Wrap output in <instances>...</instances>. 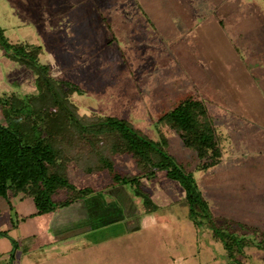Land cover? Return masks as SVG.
<instances>
[{
	"label": "rangeland",
	"instance_id": "374dc122",
	"mask_svg": "<svg viewBox=\"0 0 264 264\" xmlns=\"http://www.w3.org/2000/svg\"><path fill=\"white\" fill-rule=\"evenodd\" d=\"M4 1L0 5V34L5 39L0 42V51L7 61L18 65V76L30 71L33 82L27 93L19 88L0 92L3 124L5 118L17 120L15 110L21 104H26L22 114L36 108L38 120L44 123L47 112L61 113L38 78L39 65L48 80L61 88L79 117L124 119L154 144L164 138L163 150L167 153L186 156L178 133L158 117L171 107L177 95L197 88L200 71L202 77H208L200 65L205 47L201 35L194 33L201 25L213 37H207L209 42L211 39L218 44L214 36L223 41L224 45H219L230 64L227 70L237 67L251 90L249 74L258 82L264 79V0ZM218 16L225 28L216 31L212 27ZM193 38L199 41L196 52L190 44ZM232 46L239 48V56ZM219 85L215 89L212 84L215 94H208L212 98L198 89L223 141L218 163L190 173L193 190L205 208L192 211L185 190L162 172L142 179L141 185L132 189L114 186L107 169L93 174L76 169L73 158L83 139H68L61 153L67 159L70 182L101 195L84 200L87 218L95 227L87 225L80 231L73 228L70 233L87 236L104 231L85 240L77 235L71 240L65 238L59 247L54 244V252L41 247L32 256L46 258L32 262L25 256L21 261L18 257L13 264H240L241 258L242 264H264V245L259 244L264 243V116L257 118L239 100L238 107H232L224 94L219 96L221 82ZM11 96L14 104L7 117L4 112L9 107L5 103ZM35 98L38 103L33 108L30 102ZM256 98L262 107L261 97ZM61 116L69 121L67 114ZM113 161L121 175H137L144 170L126 153L115 154ZM119 203L125 209L124 221L123 216L119 219L114 214V205ZM73 208L63 209L64 214H71ZM13 209L18 228L12 222ZM35 214L31 197L16 194L11 200L1 198L0 239L16 231L17 236L8 245L21 250L28 242L20 236L27 226L23 221L33 226ZM74 217L76 222V214ZM215 232L221 242L214 239ZM1 240L0 249L4 250L7 240ZM225 242L230 250L223 247ZM38 244L37 240L29 245ZM240 247L244 254L236 251Z\"/></svg>",
	"mask_w": 264,
	"mask_h": 264
},
{
	"label": "trees",
	"instance_id": "16d2710c",
	"mask_svg": "<svg viewBox=\"0 0 264 264\" xmlns=\"http://www.w3.org/2000/svg\"><path fill=\"white\" fill-rule=\"evenodd\" d=\"M216 19L219 27L224 29L221 18ZM4 39L0 34V42H4ZM233 48L238 55L239 48ZM37 67L44 91L52 104L57 105L62 114L68 115L69 121H63L60 112H47L46 123L39 121L40 113L35 108L37 98L30 102L35 111L33 109L26 114H22L26 104L18 107L17 102L15 103L17 109L14 116L17 120L10 122L5 118L4 124L0 122V198L16 193L29 196L35 203L37 214L70 209L72 205L80 204L77 209L74 206L72 211L76 214V225L84 226L82 228L87 225L95 227L91 219L87 218L88 208L84 205V200L94 195L101 196L100 192L70 182L66 173L67 159L61 153L65 151V140L75 141L77 138L83 140L80 141L79 152L75 153L76 159L73 158L76 169L89 174L107 169L114 186L132 189L139 187L142 179L162 172L168 180L177 182L185 190L184 196L191 204L192 211L205 208V203L198 201V195L193 190L194 180L190 173L208 169L218 163L222 156L223 141L212 124V114L208 112L205 101L196 89L177 95L171 107L158 117L160 122L167 123L175 130L181 139L187 154L177 157L163 150L166 147L164 138L161 140L162 145L154 144L124 119L114 116L79 117L61 88L48 80L39 65ZM13 99L12 96L8 97L5 103L9 107L4 112L7 117L10 115L7 111H12ZM74 132L76 133L73 134ZM72 134L75 135L74 138H70ZM117 153L128 154L144 170L137 175L117 173L113 161V156ZM114 207V214L121 219L122 208L120 205ZM213 236L216 241L221 242L217 232ZM260 243L264 245L263 242ZM223 247L230 250L226 242ZM239 250L244 254L243 247L236 249ZM239 263L242 264V261Z\"/></svg>",
	"mask_w": 264,
	"mask_h": 264
},
{
	"label": "crops",
	"instance_id": "0c3cea01",
	"mask_svg": "<svg viewBox=\"0 0 264 264\" xmlns=\"http://www.w3.org/2000/svg\"><path fill=\"white\" fill-rule=\"evenodd\" d=\"M218 1H224V0H218ZM4 3H5L4 0H0V5ZM217 18H221V17L218 16ZM215 20L217 21L216 18ZM196 28L197 29L194 30V33H196L198 36L201 35L200 42L205 47V49L202 48L205 51L202 50L203 52L200 53V55L202 56L201 57L202 61L200 65H202V68L204 71H207L206 74L208 77L207 78L202 77L203 73L202 71H200V79L198 78L199 83L196 82L197 74L195 75V77H193L196 82V85H198L197 88L193 87L187 91L196 89L197 93L202 98V96L200 95L198 91V89H200V91H202L204 95L212 98L214 96H209L208 94L210 95L215 94L213 86L215 89H217L218 87H220L219 82H221L222 91L220 90V93L221 92L222 93L219 96L223 97V94H224L229 100V104L232 105V107H238L237 105L239 104L238 102L239 100L240 102L242 101L245 105H248L249 110L252 112V114H255L256 117L258 115L264 116V93H263L264 92V79H261L258 82V79H256L252 73L249 74L248 79H249V82H251L253 86V89L251 90V86H249L250 84L248 85L245 79L240 78L241 76L244 75L243 72H240V70H237V67L236 69L235 67H230L229 69L230 71L226 69V67L230 66V64L228 62V59H226L227 57L225 56V51H223L222 49L223 47L219 45V43L224 45L223 41L217 38L216 36H214V39L218 42V44L212 42L211 39L209 42L207 37L208 36H210L211 38L213 37L212 35L208 33L207 31L208 29H206V26L201 25V26H197ZM218 28L221 29L218 23L212 27V29H216V31L219 30ZM190 42H191L190 44L192 48H194L193 51L196 52L195 45L197 46V44H199V41H196L193 38V40H190ZM198 50L200 51V48H198ZM194 52H192V54H194L197 58V56H199V53H194ZM233 52H235L234 48H233ZM203 57L204 59H206V61H204ZM6 59L7 58L4 57L0 51V92H10L11 89L17 90L19 88L20 92L27 93L28 89L32 87V82H33L31 81L32 78L30 77L31 75L29 74L30 71H28L29 73L27 71L23 72L24 74L18 76L19 75L17 72L18 65L15 62L7 61ZM27 81H31V82L28 83ZM210 81L213 84V86L210 83ZM209 83H210V86H209ZM254 83L256 85H254ZM259 86L261 87L262 90L259 88ZM258 96L261 97L262 107L257 101L256 97ZM249 101L250 103L248 104ZM16 194H21V193H16ZM16 194H10L6 199L11 200L13 196ZM21 195L24 197H27L23 194ZM74 205L76 207V204ZM64 213L65 211L63 212V209H58L54 212H50L46 214H37V209H36V214L31 219V221L33 222L32 223L33 226L31 225V223H29V221L27 220L23 221L24 223L27 224V226H25L24 229H21L20 236L24 239L28 238L27 239L28 242L26 244H22L21 250L18 249L16 246L12 250L11 249L12 246H10V244L8 245V242H10V240L14 241V237L17 236L16 231L13 232L14 234H12V236H5L3 240L0 239L1 241L7 240L6 244L8 245L4 248V250L0 249V264H13V261L15 259L19 257V260L21 261L24 256L28 258L29 260H31L32 262H37L41 258H46V256L44 255H42L39 258L32 257L34 252L38 251L41 247H42L41 249H43L44 251L54 252L53 249L56 247L55 246L56 243L58 245V243L62 242V240H65V238L71 240V239L76 238V235H77V237L85 240V239L90 238V236L100 235L104 231V230L96 231L94 235H87V236H82V235H79L80 233L76 234L72 232L73 233V236H72L70 231L74 230L73 228H76V231H80V229H83L82 227L84 226L76 225V222L72 219V218H75L73 213L71 214H68V213L64 214ZM11 218H12V222L14 223V226L18 228L19 220H17L15 209H13L11 212ZM115 226L119 227L121 225L117 224ZM109 229L111 230L110 231L111 233L115 232L114 230H112V228H109ZM37 240L39 241V244L37 246L34 247V246L29 245L31 243H35ZM12 256H13V259L11 258Z\"/></svg>",
	"mask_w": 264,
	"mask_h": 264
},
{
	"label": "flooded vegetation",
	"instance_id": "af4514ba",
	"mask_svg": "<svg viewBox=\"0 0 264 264\" xmlns=\"http://www.w3.org/2000/svg\"><path fill=\"white\" fill-rule=\"evenodd\" d=\"M119 205H120V207L122 208V213H123V220L124 219H126V217H125V209H124V206L121 204V203H119ZM246 254V253H245ZM248 255L252 258L254 255H253V253H248ZM255 255H257V254H255ZM242 260V262L244 263V260L243 259H241ZM256 262V261H255ZM256 264H259V263H257L256 262Z\"/></svg>",
	"mask_w": 264,
	"mask_h": 264
}]
</instances>
